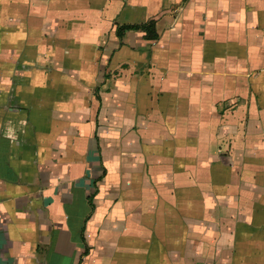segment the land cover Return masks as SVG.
Instances as JSON below:
<instances>
[{"label": "crops", "instance_id": "0c3cea01", "mask_svg": "<svg viewBox=\"0 0 264 264\" xmlns=\"http://www.w3.org/2000/svg\"><path fill=\"white\" fill-rule=\"evenodd\" d=\"M0 264H264V0H0Z\"/></svg>", "mask_w": 264, "mask_h": 264}, {"label": "trees", "instance_id": "16d2710c", "mask_svg": "<svg viewBox=\"0 0 264 264\" xmlns=\"http://www.w3.org/2000/svg\"><path fill=\"white\" fill-rule=\"evenodd\" d=\"M146 29H148L147 31H148V33L149 34H151V36L153 35V24H149L147 27H145ZM150 36V37H151Z\"/></svg>", "mask_w": 264, "mask_h": 264}]
</instances>
